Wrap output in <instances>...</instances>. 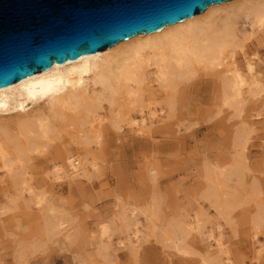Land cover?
I'll list each match as a JSON object with an SVG mask.
<instances>
[{
  "label": "bare ground",
  "instance_id": "6f19581e",
  "mask_svg": "<svg viewBox=\"0 0 264 264\" xmlns=\"http://www.w3.org/2000/svg\"><path fill=\"white\" fill-rule=\"evenodd\" d=\"M259 45L264 46V0H227L99 52L55 62L45 71L1 87L0 183L6 199L0 209L21 207L24 213L25 208L37 210L47 204L52 181L37 164L41 156L53 154L54 179L73 182L88 176V169L97 171L102 149L93 150L107 140L111 130L119 138L128 127L147 144L164 143L149 134L152 126L156 122L169 138L174 136L183 124L179 119L183 108L187 115L192 112L188 96L198 84H203V95L217 113L242 117L235 138L244 147L255 124L253 119L249 124L244 120V103L264 97ZM205 177L208 185L203 197L229 219L246 182L243 167L235 160L225 169L206 171ZM249 189L257 204L252 222L259 227L264 222V206L259 202L264 192L256 179ZM136 211L131 208L130 213L120 214L131 230L121 243L133 248L143 236L131 228ZM143 215L156 218L152 207ZM66 222L63 216H46L36 233L59 234L67 230ZM106 228L101 227V237ZM196 228V219L185 217L170 224L165 236L184 254L185 240ZM206 239L203 264H232L220 232L210 231ZM251 242L258 259L264 245L258 243L256 233Z\"/></svg>",
  "mask_w": 264,
  "mask_h": 264
},
{
  "label": "rangeland",
  "instance_id": "374dc122",
  "mask_svg": "<svg viewBox=\"0 0 264 264\" xmlns=\"http://www.w3.org/2000/svg\"><path fill=\"white\" fill-rule=\"evenodd\" d=\"M259 46L264 73V46ZM202 86L196 85L189 94L192 112L187 115L183 108L179 115L183 124L174 136L169 138L154 123L149 134L165 140L157 147L128 127L119 138L111 130L93 150L102 149L97 171L88 169V176L73 182L54 179L53 154L41 156L37 164L52 181L48 202L37 210L25 208L24 213L21 207L0 209V264H203L210 231L221 233L232 264H264V250L260 258L254 257L252 235L256 233L258 243L264 245V222L259 227L252 222L257 204L249 189L256 179L264 192V97L244 103V120L249 124L253 119L255 124L240 147L235 135L242 117L217 113ZM235 160L243 167L246 182L237 193V206L225 219L203 197L208 185L205 175ZM3 188L0 183V203L6 199ZM259 202L264 206V193ZM151 207L156 213L152 220L143 215ZM131 208L137 210L131 228L143 235L136 248L121 243L131 230L120 214L130 213ZM33 212L39 216L29 218ZM57 215L67 220L66 231L50 237L36 233L46 216ZM185 217L196 219L197 228L187 236L182 254L169 244L165 233L170 224ZM104 225L108 231L101 237Z\"/></svg>",
  "mask_w": 264,
  "mask_h": 264
},
{
  "label": "water",
  "instance_id": "95a60500",
  "mask_svg": "<svg viewBox=\"0 0 264 264\" xmlns=\"http://www.w3.org/2000/svg\"><path fill=\"white\" fill-rule=\"evenodd\" d=\"M227 0H0V88Z\"/></svg>",
  "mask_w": 264,
  "mask_h": 264
}]
</instances>
